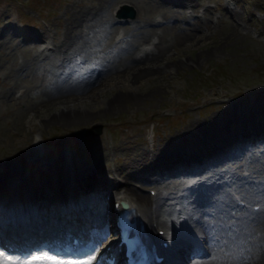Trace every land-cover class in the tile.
Returning <instances> with one entry per match:
<instances>
[{"label":"rangeland","instance_id":"1","mask_svg":"<svg viewBox=\"0 0 264 264\" xmlns=\"http://www.w3.org/2000/svg\"><path fill=\"white\" fill-rule=\"evenodd\" d=\"M90 1L93 2L97 0H0V29L8 22H16L25 26L31 25L37 29H41L43 26L50 39L51 36L54 37L52 33L54 29H59V25L62 24L64 17L67 14L69 15L71 10L79 8ZM112 1L114 0H111L110 3ZM119 1L121 0L107 4L109 12L113 14L114 19H116L114 10ZM163 1L165 2V0ZM223 1L233 6L231 11H224L222 7L216 6L214 0H202L203 3L211 7V10L208 12V19L213 21V25L210 26L209 30L201 34L198 31V35L194 36V38L187 43H177L170 46L169 49L171 53L168 50V54L163 61L168 64L169 69L153 74L151 72H142L133 76V69L130 67L121 74L114 75L113 78L103 80L100 84L94 81V84L90 87L89 95L82 96V98L79 99H83L89 107L107 105L109 109L106 110L102 108L100 111L89 113L87 117L78 122L63 121L53 117L51 112L55 111L58 106L61 105L60 102L55 103V100L53 101L58 90L54 85L47 88L45 87V80L42 79V74L37 71L36 68L39 61L37 58L32 60L29 51L21 50L22 47L23 49L28 48L26 47L28 44H32L34 50H36L37 41L42 39L45 33L33 28L23 27L24 30H32V32L35 31L40 35H38L36 40L30 38V41L22 46V43L15 45L14 37L10 34L9 30L5 28L6 30H3V37L7 38V40H0V43H6L0 46V160L7 157V152H13V154L11 153L12 155H17V167L19 170L18 172H20L22 156H25V154L29 153L32 157H35L36 161H38L37 164L45 163V160L42 158H47L48 160L45 165L38 167L33 165L31 169L33 175L32 180H37L38 184L41 182L43 183L41 178L43 179L44 175L48 178L46 189L40 194L46 198L51 196L55 191L58 192V190H61L64 185V182H61L60 178H57V175L51 177L50 173V167L52 165L51 153L53 152H51L50 149H57L59 145L56 144V142L58 143L63 139L64 144L62 148L65 150V156L68 160H70V157H74V161L77 164L76 170L78 171L79 179H74L73 184L78 192H81L80 196H82L85 192V189L82 188L85 182V171H90V169H92L90 172L94 171L102 177V179L111 178L108 177L107 174H104V171L99 166L102 153L103 158L101 164L104 168H107V166L112 164L115 160L117 164H121L124 159L131 160V152L134 150L138 151L139 145H144L149 148L150 146L160 144L164 136L171 137L173 134L180 132V129L193 119L204 120L209 115L214 116L218 112L224 113L223 115L227 117L229 110L234 111L233 109H237L239 112L247 110V105H252L248 103V94L250 90H260L264 87V10L258 4L259 0ZM262 1L264 2V0ZM220 4L224 3L220 2ZM198 7L203 8L202 5ZM135 9L137 10L136 7ZM128 10H130V8H128ZM156 11L158 12L157 9H154L152 12ZM152 12L149 13L146 11L144 14H141V12L137 10L134 16L137 17L136 14L139 13L141 16L145 15L149 19H152L154 18V13ZM216 16H220L218 17L219 19H216ZM133 17L127 16L125 18L126 20H121L120 22L130 24ZM102 18L103 17L98 18L97 16L99 22ZM59 19L60 21H58ZM230 19H234L233 23L236 24L234 29H231L232 27L229 23L231 22ZM175 20L177 19H174L172 23H175ZM88 21L83 20L78 23L77 31L79 32L78 34H81V41L83 40L87 49L88 47L93 49V55L87 62L85 60L87 59L86 56L81 57L80 52H78V54L72 49H68L66 52L67 54L70 51L74 54H78V58L76 57L75 60H69L74 68H93L96 63V58H98V53L101 52L98 48L104 45L105 40H111L108 34L114 28L107 29L106 24H104V26L102 25L103 28L100 30L95 20ZM131 26L133 25L129 27ZM166 26V38H170L180 31L176 27L169 29V26ZM199 27L205 29L203 23L201 26L199 25ZM99 30L107 33V35L105 33L100 34ZM61 32L59 34H61ZM59 34L56 33L55 36L58 37ZM196 37H198V39ZM214 39H217L218 42L214 47L210 48L211 44L216 42ZM122 44H125V41H122L120 45ZM85 46L81 49H84ZM173 46H175L176 50L172 48ZM206 46H208V49ZM116 48L117 47L113 49L112 56ZM54 53L56 52L53 51L52 54L49 55L52 56ZM29 55L31 57L26 59ZM112 56L100 61L99 64L102 66V64L106 63ZM177 59H182L183 62L176 64L175 61ZM18 60H21V64L29 63L26 69H30H28L29 72L27 71L28 73L26 75L23 74L22 70L18 71L15 69L14 66L18 65ZM137 65L141 66L142 63L138 62ZM59 70H57V72ZM57 72L54 69V73L57 74ZM84 82L85 81H78V83ZM119 84L121 86L129 85L133 89L127 93H132L134 101L130 99V96L126 98L120 96L122 91L125 92V90H123L125 88L121 87ZM14 85L18 86L12 90ZM19 92L20 94L23 93L17 96ZM77 97L78 96L70 95L68 96V100H76ZM114 98H116L118 102L110 103L109 101ZM57 99H59L58 95L56 100ZM241 99L247 101V104L244 103L245 105H241ZM256 101H262V103L256 104V102H254V105H252L254 108L253 112L250 115L247 114L243 119V121H251L252 126L253 122L256 123L264 120V96H260V93H258ZM234 103H236V105L239 103L240 105L235 107ZM96 121H99L97 123H101L102 130L98 133L85 132L84 129L87 128L92 131L100 129L99 124L91 125V123ZM221 129L219 130L221 131ZM192 130L194 129H191V131ZM196 131L198 132V130ZM226 132L231 133L230 129ZM69 134L75 136L74 140L77 152L84 161L80 162L79 157L67 149L65 143L67 138L70 147ZM136 135L139 136L138 140L133 138ZM36 137L39 139L43 138L44 142H49L52 138L55 139L51 141L50 147H46L45 153L35 154L34 150L30 152H28V150L32 145L31 142H33ZM232 137H234V131H232ZM43 141L42 145H46ZM199 141L202 142L200 143ZM98 142H100L101 145L97 147L95 144ZM166 142L171 145L173 143L171 138H168ZM85 143H87L86 149L80 150L79 146ZM182 143L183 145L175 148L178 150L176 154L165 157L162 162H157L155 165L149 167L150 172L148 174H151L152 171L158 172V164L170 170L171 168L169 165L177 158H181V160L177 161L175 165L183 163V166H185L184 162H186L185 160H187L188 157H179L177 154L185 153L182 152L185 149L198 151L200 147L207 146L209 142L205 140V138L200 139L197 135L192 137L188 134L182 137ZM215 145L221 149L225 148L224 146H218L216 143ZM259 146H264V140H262V143L259 144L258 147ZM209 148L210 146L208 150ZM141 149L145 148L142 147ZM146 151L150 154L154 153L153 148L151 151ZM213 152L215 153L214 150L212 154ZM252 152L253 150H251V153ZM88 153L91 154V160H93V162H88L86 160L88 158ZM223 153H225V151H223ZM226 156L229 158H236L237 155L233 156L230 152ZM261 157L264 158V154H262ZM261 157L256 154L253 155L254 161L264 164V160ZM112 169L113 167H110L107 171H112ZM262 173H264V171ZM17 174L19 175V173ZM114 174L116 178L117 175H119L116 173ZM174 174L177 178L183 176V174ZM185 175L188 178L197 176V174L193 172H188ZM234 175L238 177H235L237 181L239 179L241 180L237 182L238 185H249L251 183L238 174ZM164 176L165 174L163 178ZM180 178L175 180L179 181ZM117 179L119 180V178ZM135 179H131V182L134 183L133 181ZM182 180L184 181V179ZM120 181H122V179ZM148 186H152V183L146 181L145 186L141 185L140 187L145 193ZM232 186L236 187L234 184H232ZM172 187L174 186L169 185L167 189H174ZM107 188H109V186H107ZM194 188L198 189V184H195ZM225 190L226 186L222 197L225 196ZM147 194L149 193L147 192ZM218 197V201L223 202L221 199V192L219 191H217L215 195V198ZM182 201L183 209L180 211L181 214L184 213L189 205L188 198L184 197ZM176 205L178 206L179 203L177 202ZM164 210L168 214V210L166 208H164ZM199 210L200 209H198V211Z\"/></svg>","mask_w":264,"mask_h":264},{"label":"bare ground","instance_id":"2","mask_svg":"<svg viewBox=\"0 0 264 264\" xmlns=\"http://www.w3.org/2000/svg\"><path fill=\"white\" fill-rule=\"evenodd\" d=\"M111 0H97V1H90L89 3H85L79 8H74L71 10L70 14L66 16V23L65 28L61 32V34L58 35V39L55 41V47L59 51H65V48H67L69 43L72 45V48L74 50L79 51L83 46H85V43L81 41V34H78L77 31V24L80 23L83 20H86L88 18L89 13L94 12L97 13L98 18L103 17V23L106 24L107 29L110 28H116L118 26H123L124 28H127V30L130 31L128 35L125 36V44L119 45L114 50V55L110 57L106 63L102 64L101 67L97 68L95 71L91 72L87 78L79 79L78 81H85L84 83H76L69 81L66 77L63 76L61 73V69L57 72L56 75L50 74V84L58 90L57 93L54 96L53 101L55 100V103H61L58 108L51 112L53 114V117L59 118L63 121H70V122H78L79 120L87 117L89 113H94L97 111L102 110V108L108 110L109 106H102L98 105L97 107H89L87 106V103L83 101L82 96H88L90 87L94 84V81H97L99 83H102L104 79H110L113 78L114 75H119L125 70L129 69L131 67L133 76H136L142 72H162L164 70L169 69L168 64L164 63V58L168 54V50L170 46L177 44V43H187L191 41L194 36H197L198 30L196 29V23H198V16L194 15V23L192 26H187L184 23V19L192 16L193 12L196 9V6L199 4V0H129L133 5L137 8L141 14L144 12L151 13L154 9H157L160 17H157L154 19L153 23L152 19L147 18L145 22H141L139 19L137 23L133 24V26L129 27L126 24H119L113 22V17L111 16V12H109V9L107 5L105 6V3H110ZM226 10L231 11L229 7H226L224 4H221ZM111 6V5H110ZM209 10V7L204 6ZM211 10V9H210ZM232 14V13H231ZM168 17V22L164 20V17ZM225 16V14H224ZM233 16V15H232ZM174 19L175 23L172 21ZM205 19L206 16H205ZM94 20V19H93ZM234 19H230L231 22V29H234L236 27V24L233 23ZM89 22V21H88ZM215 22V21H214ZM170 26L169 29L177 28L180 31L177 32L176 35L171 36L170 38L165 37V28H167L166 24ZM84 24V23H83ZM158 24V25H154ZM88 27V26H87ZM19 29V28H17ZM14 28L15 33L21 32L23 34V37H29L34 38L36 40L38 38V33L35 31L32 32V30H24L23 27L21 31H18ZM197 31H196V30ZM6 30V29H5ZM123 30V29H122ZM193 30V31H192ZM195 30V31H194ZM152 37H151V36ZM3 31L0 32V40L4 39L5 37ZM149 39L151 40V45L148 49H141L138 53H130L129 51V45L132 42L133 39L137 37H141V39ZM148 41V40H147ZM214 43L211 44V47H214L216 43L218 42L217 39H214ZM36 42V41H35ZM26 44V43H25ZM28 47V45H26ZM44 46H37L36 54H41L44 52L43 48ZM205 48V47H204ZM208 49V46H206ZM76 52V51H75ZM79 54V53H78ZM31 56H27L26 59H29ZM58 58V57H57ZM33 60V59H32ZM21 61V60H20ZM138 62H141L142 65L138 66ZM182 59H177L175 63H182ZM24 63V62H22ZM18 65L14 66L16 70L23 72L24 75H26L29 71L26 69V66L29 63L21 64V62L17 63ZM54 66L55 64L52 63ZM28 71V72H27ZM55 74V73H54ZM118 77V76H117ZM120 85V84H119ZM163 85V84H162ZM121 86V85H120ZM124 87L125 92L122 91L120 93L121 97H127L130 96V99L132 98V93H127L131 91V87L129 85L121 86ZM133 90V89H132ZM261 93H264V87L263 91ZM57 95L59 99L56 100ZM75 95L78 96L76 100H68V96ZM262 94H260L261 96ZM87 100V97H86ZM117 99L114 98L110 100V103H117ZM134 101V100H133ZM241 101H243L241 99ZM243 103L247 104V102L243 101ZM249 103V102H248ZM253 105V104H252ZM252 105H247L246 109L241 112L237 111L235 109L234 111H228V115L225 118L224 113L218 112L216 115H209L206 117L204 121H200L198 119H193L191 122L187 123L183 128V133H186L188 130L194 129L195 127L198 128V135L201 136L200 139L208 140L207 146H202L198 149V151L195 150H183L182 152L185 153H179V157L185 156L188 157L187 160H191V162L195 159H197L199 156L203 155L205 151L209 149L218 150V147L215 145V143L218 146H224L225 148L221 149L220 155L222 157L228 155L230 151V147L228 145L227 138H230V132H221L219 129L222 128L223 125L229 129V125L234 117H237L238 122H244L243 119L247 114H251L253 112ZM115 106V105H113ZM234 106L236 107V103H234ZM224 111V110H223ZM221 111V112H223ZM237 111V112H236ZM224 117V118H223ZM242 118V120H241ZM264 120L258 121L256 123L253 122V125H259V123H263L261 125H264ZM216 139V141H215ZM222 139V140H221ZM177 142V143H176ZM175 143L173 142L172 145L168 142H165L157 151L156 154H150L145 149H140L139 152L137 151L136 154H139L141 159L137 162L131 165L129 161L124 162L121 167H113L111 172V178L105 179L100 177L97 173L85 171V182L83 183V189L85 188H94L102 198H105L108 200V202L111 203L112 200H114V197H117L119 194L118 192H121L124 197H127L129 200H135L142 204V207L145 211V213L149 216H152L155 220L162 219V217L166 218L167 213L164 209L161 211H158V202L162 199L164 196H170L171 193L168 190H165V184L167 182H173L178 183L184 186L183 178L181 177L179 181L169 178L165 183L160 184L162 191H158L155 194V201L156 205L153 209L148 205V203L151 201V197L149 194H145L144 191L141 188H138L137 186L131 184L128 181V177H134L137 178L141 182L146 181H158V176L154 178L148 179L147 174L150 172L149 167L155 165L157 162H162L165 157H170L178 152L175 148L180 146L178 140ZM200 143L202 141H199ZM58 144L59 146H57ZM57 149H50L51 153V167H50V173L51 177H54L57 175V178H60L61 182H64L63 188L61 190L55 191L51 196L44 198L41 194L46 189L47 186V180L48 178L44 175L43 179L41 178L40 184H38L37 180H32V166L35 160V157H32L31 154L27 153L25 156H22V163L20 172H18L17 167V155H12L13 152H7L6 158L4 157L2 160H0V200H3V195H7L9 197H15L16 201L19 199H22L23 202L26 204L20 209V219L18 224H14L12 222H9L7 224L8 230H5L1 232V235L11 238L12 240H15L17 243H23L22 241H28L29 239L34 238V234L38 233L40 228L43 226V219L38 218V215L36 212L42 213L39 211L40 208H45L49 206L50 202H53L57 204V207L60 203L63 204V197L66 199L69 198V200H73L72 198H77L76 204L78 207H82L87 202V196L82 195L80 196V193L76 189L75 185L73 184L74 179H79L78 171L76 170L77 164L74 161V157H70V160L67 159L65 156V150L62 148V145L64 144V140L61 139L58 143L56 142ZM41 144L40 141H35L32 143V145L29 147L28 152L33 151L35 154L45 153L46 148H40ZM173 146V147H172ZM225 151V153H223ZM12 153V154H11ZM214 153V152H213ZM1 155V154H0ZM31 155V156H30ZM28 156V158L26 157ZM30 156V157H29ZM125 156V155H124ZM123 156V157H124ZM122 157V158H123ZM135 162V161H134ZM256 167L261 172L260 175L264 177V164L261 162L255 161ZM186 165V164H185ZM234 165V164H233ZM232 165V166H233ZM236 165V163H235ZM163 166V165H162ZM49 170V169H48ZM228 171V170H227ZM119 174L123 176L122 181L118 180L115 176V174ZM19 173V175L17 174ZM228 173L231 175H234L235 172ZM106 174V173H104ZM165 178V176H164ZM66 181V182H65ZM33 182V183H32ZM53 182V181H52ZM230 183L234 184L236 187H238L243 194H246L248 196H252V191H256L259 196H261L264 192L262 188L258 186V183L251 182L249 185L241 184L238 185L236 178L230 179ZM44 184V185H43ZM219 185V192H221V199L223 200V194L226 184L223 182H218ZM100 186V188H99ZM109 186V188H107ZM174 188V187H172ZM42 190V191H41ZM112 190V191H111ZM40 196H38V195ZM6 195V196H7ZM69 195H72L69 197ZM63 198V199H62ZM216 199V209L214 211H211V214L209 216H205L202 214V210L200 209L199 212H201L202 216L200 218V225L205 230V233H207L210 229H216L220 230L224 228L225 226L222 224H218L215 221V217L219 215H227L231 213V209L228 206L227 201L226 202H220L218 201V198ZM7 201V200H6ZM113 202V201H112ZM9 203V201H8ZM8 206V204H7ZM108 205H105V208H107ZM14 213L18 212V208L10 207ZM31 212V219L26 220V213ZM36 211V212H34ZM77 213L79 210H76ZM75 211V213H76ZM106 209L102 211V218H95V215L93 214V211H90L86 214L85 218L87 217V222H81L80 225L77 222L79 219V216L73 217V225L81 226L82 231L84 233V236L87 237L85 240L88 239L89 231L97 230L98 228H101L104 226L107 222L108 216L106 215ZM35 215V217H33ZM57 217V213H50V220L54 221ZM242 216H239L238 218H241ZM10 219L14 220L15 217H10ZM263 227L264 226V208L260 212L256 213L254 217H252V220H242L239 224L238 229L235 231V237L238 241L239 250L237 252H234L231 254L229 259H222L220 264H246L247 260L245 257V248H244V242L242 238V232L251 227ZM19 227L23 229H27L30 232L26 231H16L13 228ZM47 229V228H46ZM175 236L176 233L174 232ZM205 236V235H202ZM208 235H206L207 237ZM236 244V242L234 241ZM263 252V251H262ZM173 254L175 256L173 260V264H182L184 262V255L181 254V249L176 247L173 249ZM262 256V253L258 259H260ZM258 259L250 264H256ZM193 264H219L218 262L212 261L211 258H205L201 260H196Z\"/></svg>","mask_w":264,"mask_h":264}]
</instances>
